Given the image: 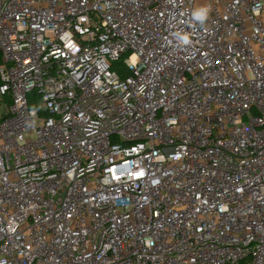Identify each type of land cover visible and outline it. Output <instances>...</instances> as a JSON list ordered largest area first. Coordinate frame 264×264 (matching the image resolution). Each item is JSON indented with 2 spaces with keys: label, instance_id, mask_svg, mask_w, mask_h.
<instances>
[{
  "label": "built area",
  "instance_id": "built-area-1",
  "mask_svg": "<svg viewBox=\"0 0 264 264\" xmlns=\"http://www.w3.org/2000/svg\"><path fill=\"white\" fill-rule=\"evenodd\" d=\"M0 264H264V0H0Z\"/></svg>",
  "mask_w": 264,
  "mask_h": 264
},
{
  "label": "clouds",
  "instance_id": "clouds-1",
  "mask_svg": "<svg viewBox=\"0 0 264 264\" xmlns=\"http://www.w3.org/2000/svg\"><path fill=\"white\" fill-rule=\"evenodd\" d=\"M209 11H210V8H207V7L200 8L194 13V16L197 20L204 22L207 19ZM181 39H182V42L185 44L190 42L188 36L186 35L183 36Z\"/></svg>",
  "mask_w": 264,
  "mask_h": 264
},
{
  "label": "trees",
  "instance_id": "trees-1",
  "mask_svg": "<svg viewBox=\"0 0 264 264\" xmlns=\"http://www.w3.org/2000/svg\"><path fill=\"white\" fill-rule=\"evenodd\" d=\"M113 66H116V67H118V68H121V66H122V61L114 63ZM122 75H125V72H122L121 77H123Z\"/></svg>",
  "mask_w": 264,
  "mask_h": 264
}]
</instances>
